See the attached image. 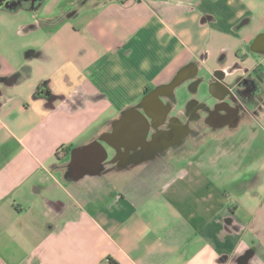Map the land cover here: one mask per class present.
<instances>
[{
  "label": "crops",
  "instance_id": "0c3cea01",
  "mask_svg": "<svg viewBox=\"0 0 264 264\" xmlns=\"http://www.w3.org/2000/svg\"><path fill=\"white\" fill-rule=\"evenodd\" d=\"M13 1L0 10V264H264V92L241 84L254 100L239 96L235 117L222 100L248 74L264 90V0ZM169 122L165 161L103 170ZM99 139L100 167L102 148L84 149Z\"/></svg>",
  "mask_w": 264,
  "mask_h": 264
},
{
  "label": "flooded vegetation",
  "instance_id": "af4514ba",
  "mask_svg": "<svg viewBox=\"0 0 264 264\" xmlns=\"http://www.w3.org/2000/svg\"><path fill=\"white\" fill-rule=\"evenodd\" d=\"M14 1L13 0H3L1 1V4L5 7H11L13 5ZM22 5L26 4V1H21ZM263 37V36H262ZM262 39V38H260ZM264 40V37H263ZM190 68V67H189ZM188 69V68H187ZM187 71V70H185ZM185 74H180L170 85H176L180 82L181 78L184 77ZM200 80L196 79L194 81V85L198 83ZM241 84L245 85L248 87V90L254 91L255 93L260 94V92H264V90L261 89L260 85L258 84V81L256 79H253V76L251 74L247 75L246 80H240L237 82L235 85L230 86L233 89H236L238 92V96L236 97L235 101V108H232L233 112V117H235V113L239 112L241 108H243L242 103H239V96L242 97L247 105H253L252 100H254L251 96L246 95L244 96L242 91H241ZM170 88L165 87V88H157L156 90H150L147 91L145 96L147 98V103L148 100H152L154 97V94H159V93H165L169 94L170 93ZM260 94V95H262ZM146 103V102H145ZM254 103V101H253ZM255 104L259 105V107L264 106V101L261 103H257L255 101ZM169 105H166L165 107L168 108ZM199 110H208V107L206 104H198ZM195 121L200 120V115L195 116ZM194 121V120H193ZM172 122H169L164 125L162 128L157 129L153 135H152V140L151 142L145 143V145L136 148V149H131L129 153H118L115 156H110L103 165V170L104 171H111L113 169H116L117 167L125 166V167H131L135 162L141 161L144 159H147L152 162H161L165 161L169 153L173 150L174 148V143L178 141L177 134L180 133L179 128L172 127ZM182 132L183 129L181 130Z\"/></svg>",
  "mask_w": 264,
  "mask_h": 264
},
{
  "label": "water",
  "instance_id": "95a60500",
  "mask_svg": "<svg viewBox=\"0 0 264 264\" xmlns=\"http://www.w3.org/2000/svg\"><path fill=\"white\" fill-rule=\"evenodd\" d=\"M1 1H3V0H0V10L4 9V6L1 4ZM20 5L21 4H15L14 5V9H18ZM223 78H219L218 79V83H221V81L224 80ZM176 86H177V84L176 85H173V86L170 85L169 88L170 89H173ZM223 86L225 88V95H224V97H223L222 100H225V101L226 100L234 101L236 99V97L238 96L237 90L231 88L229 85H226V84H223ZM225 103L228 104V105H230L229 102H227V101ZM168 112H169V110L166 111V115H167ZM141 115L148 121V119H147V113H142L141 112ZM150 130H151L150 124L144 125V127H143V134L138 137V139L136 140L137 142H135L133 144H129V145H134V146L133 147L132 146H127V145L125 146V144H124V146H122V148H125L127 150H131V149L139 148V147L145 145V143H148V136H149ZM101 141H102V139L96 140L94 143H92L91 145L86 146V148H84L86 150H92V149L98 148V147L102 148L101 156L97 160V165H99V167L102 166L103 162L109 157V152L103 146V144H102ZM115 149L117 150V153H120V150L121 149L120 150L118 148H115ZM79 150L80 149H75L73 151V153H72L73 158H74L75 154L79 152Z\"/></svg>",
  "mask_w": 264,
  "mask_h": 264
},
{
  "label": "trees",
  "instance_id": "16d2710c",
  "mask_svg": "<svg viewBox=\"0 0 264 264\" xmlns=\"http://www.w3.org/2000/svg\"><path fill=\"white\" fill-rule=\"evenodd\" d=\"M60 151L70 152L71 148H64L62 147ZM105 264H118L113 258H108L107 262Z\"/></svg>",
  "mask_w": 264,
  "mask_h": 264
},
{
  "label": "rangeland",
  "instance_id": "374dc122",
  "mask_svg": "<svg viewBox=\"0 0 264 264\" xmlns=\"http://www.w3.org/2000/svg\"><path fill=\"white\" fill-rule=\"evenodd\" d=\"M260 19V18H259Z\"/></svg>",
  "mask_w": 264,
  "mask_h": 264
}]
</instances>
